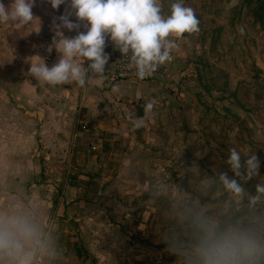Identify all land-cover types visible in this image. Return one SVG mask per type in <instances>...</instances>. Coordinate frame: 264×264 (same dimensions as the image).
<instances>
[{
  "label": "crops",
  "instance_id": "1",
  "mask_svg": "<svg viewBox=\"0 0 264 264\" xmlns=\"http://www.w3.org/2000/svg\"><path fill=\"white\" fill-rule=\"evenodd\" d=\"M2 2L8 7L11 0ZM157 2L166 17L175 0ZM183 3L198 23L217 20L219 0ZM31 11L26 26L0 23V218L31 228L24 246L29 264L184 262L175 240L188 237L215 207L207 199L216 193L193 168L203 157L201 143L184 133L193 113L186 79L207 31L198 24L166 38L174 47L165 74L111 83L89 72L84 86L51 85L28 69L41 58L48 67L58 61L47 48L69 2L52 9L35 0ZM78 23V30L62 31L75 36L84 30ZM104 50L109 57L120 52L107 39ZM149 102L153 108L145 112ZM0 264L13 262L1 252Z\"/></svg>",
  "mask_w": 264,
  "mask_h": 264
},
{
  "label": "rangeland",
  "instance_id": "2",
  "mask_svg": "<svg viewBox=\"0 0 264 264\" xmlns=\"http://www.w3.org/2000/svg\"><path fill=\"white\" fill-rule=\"evenodd\" d=\"M219 2L217 20L205 17L198 23L207 31L204 50L191 59L184 89L193 98L184 133L187 141L201 143L203 156L193 168L205 188L216 193L207 199L215 207L203 212L188 237L175 240V255L184 260L180 264H197L195 249L209 228L244 232L264 246V197L252 205L247 195L233 196L217 180L221 172L232 175L226 161L235 149L242 162L251 154L260 160L257 175L237 178L245 192L254 194L255 185L264 184V0ZM257 264H264V255Z\"/></svg>",
  "mask_w": 264,
  "mask_h": 264
},
{
  "label": "clouds",
  "instance_id": "3",
  "mask_svg": "<svg viewBox=\"0 0 264 264\" xmlns=\"http://www.w3.org/2000/svg\"><path fill=\"white\" fill-rule=\"evenodd\" d=\"M52 9H57L66 0H45ZM69 12L53 22L54 36L47 51L53 49L59 54L58 61L48 67L44 60L33 63L28 72L37 81L56 85L74 81L84 86L89 70L103 74L109 55L105 52L106 39L111 41L122 56L131 53L130 62L136 69V76L143 79L158 65L171 59L174 43L166 38L170 34L180 36L197 30L198 20L183 0H175L170 14L161 15L157 0H68ZM35 0H11L5 7L0 0V23L11 22L20 28L33 19ZM75 17L74 22L69 17ZM84 22V30L75 36H66L62 29L78 30ZM87 61V66H85ZM153 108L151 102L145 105V112ZM142 120L134 122L139 127ZM226 163L232 175L219 173L217 180L226 192L236 197L248 196L255 205L264 197V184L255 185L254 194L246 193L237 178L250 180L258 174L260 160L251 154L241 161V155L230 149ZM243 169V171H242ZM31 228L14 217L0 218V252L9 257L13 264H29L30 256L24 246ZM197 264H257L264 255V246L252 236L239 231L218 232L209 228L195 249Z\"/></svg>",
  "mask_w": 264,
  "mask_h": 264
},
{
  "label": "built area",
  "instance_id": "4",
  "mask_svg": "<svg viewBox=\"0 0 264 264\" xmlns=\"http://www.w3.org/2000/svg\"><path fill=\"white\" fill-rule=\"evenodd\" d=\"M131 53L122 56V54L116 53L109 57L108 63L105 65V71L103 74H98L103 77L104 80L108 82H127V81H142L150 79L151 77L162 75L168 72V67L166 63L160 64L157 68L151 72V74L146 75L143 79L136 76V69L132 66L130 62ZM87 61H85V66H87ZM89 72H91L89 70ZM86 128L82 125V129Z\"/></svg>",
  "mask_w": 264,
  "mask_h": 264
}]
</instances>
